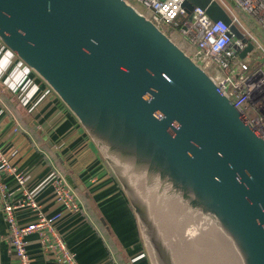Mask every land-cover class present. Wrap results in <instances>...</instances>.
Masks as SVG:
<instances>
[{"label": "water", "instance_id": "water-1", "mask_svg": "<svg viewBox=\"0 0 264 264\" xmlns=\"http://www.w3.org/2000/svg\"><path fill=\"white\" fill-rule=\"evenodd\" d=\"M195 7L231 25L217 2L184 3ZM230 34L245 41L234 25ZM0 43L93 143L149 264H264V139L131 2L0 0Z\"/></svg>", "mask_w": 264, "mask_h": 264}, {"label": "built area", "instance_id": "built-area-1", "mask_svg": "<svg viewBox=\"0 0 264 264\" xmlns=\"http://www.w3.org/2000/svg\"><path fill=\"white\" fill-rule=\"evenodd\" d=\"M132 1L139 12L166 32L196 61L203 64L221 90L232 98L242 116L253 124L257 134L264 139V61L254 68L247 65V58L252 52L259 49L264 52L261 45L264 39V0H213L228 13L231 25L224 21L212 20L206 10L199 7L187 14L184 8L186 0ZM227 2L232 4V7ZM232 25L240 31L245 41L230 34ZM249 44L254 46L253 50L242 57ZM1 51L5 53L4 57L9 53L17 59L0 43ZM6 70L7 68L1 67L0 59V81L4 78ZM27 71L32 73L28 68ZM16 89L17 86L12 87L11 84L0 87V138L5 124L10 131L3 147L0 146V211L4 213L9 227V240L15 257L18 264H32L28 252V238L37 235L43 253L52 257L58 264H78L77 255L67 247L56 228L65 213L83 212L76 191L46 153L47 162L30 172L20 170L15 163L20 156V149L11 142L12 134L26 136L38 147L18 117L10 114L5 105L4 98L16 95L21 97L22 103L28 102L29 97ZM45 164L49 167L47 175L32 184ZM3 176L13 178L17 184V193L8 190ZM45 191L52 192L56 204L63 208L62 211L46 213L39 202L40 195ZM16 194H19V197L14 198ZM25 209L30 210L36 219L27 224H20L17 213Z\"/></svg>", "mask_w": 264, "mask_h": 264}, {"label": "crops", "instance_id": "crops-1", "mask_svg": "<svg viewBox=\"0 0 264 264\" xmlns=\"http://www.w3.org/2000/svg\"><path fill=\"white\" fill-rule=\"evenodd\" d=\"M0 52L1 67L7 68L0 87L17 86L29 97L22 103L16 95L4 98L9 113L18 117L38 147L21 134L10 137L20 149L15 161L19 169L30 172L46 163L45 153L60 163L66 171L65 178L76 191L83 206L80 214L65 213L57 229L63 233L67 247L72 250L80 264H149L140 238L134 213L117 180L104 163L97 149L76 119L54 93L11 54ZM19 62V63H18ZM7 83V84H6ZM10 135L5 124L0 146ZM58 166V165H57ZM49 167L38 174L32 184L42 180ZM8 190L17 193L13 178L3 176ZM19 197L16 194L14 198ZM39 202L48 214L62 211L53 194L45 191ZM20 224L33 222L36 217L28 209L17 213ZM28 252L32 264H58L43 253L38 236L28 238ZM0 264H18L9 240V227L0 211Z\"/></svg>", "mask_w": 264, "mask_h": 264}, {"label": "rangeland", "instance_id": "rangeland-1", "mask_svg": "<svg viewBox=\"0 0 264 264\" xmlns=\"http://www.w3.org/2000/svg\"><path fill=\"white\" fill-rule=\"evenodd\" d=\"M131 2H132L134 5H136L132 0H131ZM227 3H228V2H227ZM228 4L232 7V4H230V3H228ZM233 9H234V7H233ZM234 10H235V9H234ZM261 45L263 46V49H264V43H261ZM258 51H259V52H258ZM258 51H254V52H252V55L249 56V57L247 58V60H248V62H247L248 67L254 68L257 64H260V63H262V62L264 61V52H263L262 50H260V49H259ZM18 63H19V62H18ZM32 75H33V74H32ZM231 75H233L232 72H231ZM81 213H82V212H81ZM57 224H58V223H57ZM57 224H56V228H57ZM57 231H58V229H57ZM58 232H59V231H58ZM59 234H60V236L63 238L65 244L67 245L64 234H63V233H60V232H59ZM67 246H68V245H67ZM77 262H78V264H80L79 261H78V258H77Z\"/></svg>", "mask_w": 264, "mask_h": 264}, {"label": "trees", "instance_id": "trees-1", "mask_svg": "<svg viewBox=\"0 0 264 264\" xmlns=\"http://www.w3.org/2000/svg\"><path fill=\"white\" fill-rule=\"evenodd\" d=\"M262 42L264 43V39H262ZM54 161H55V160H54ZM55 164H56V162H55ZM57 165H58V166H57ZM56 166L61 170L62 174H63L64 176H66V171L64 170V168L61 167L62 165H60V163L57 162ZM122 261L124 262V264H127V263H128V261H127L126 258H122Z\"/></svg>", "mask_w": 264, "mask_h": 264}]
</instances>
